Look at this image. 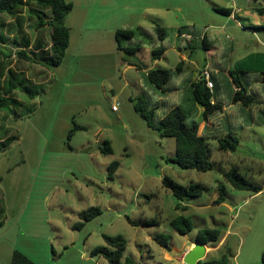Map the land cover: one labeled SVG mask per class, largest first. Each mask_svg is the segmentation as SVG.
Segmentation results:
<instances>
[{
  "label": "rangeland",
  "instance_id": "374dc122",
  "mask_svg": "<svg viewBox=\"0 0 264 264\" xmlns=\"http://www.w3.org/2000/svg\"><path fill=\"white\" fill-rule=\"evenodd\" d=\"M67 1L74 4L70 12L74 43L66 62L58 67L46 65L50 68L39 84L22 75L14 79L5 76L18 87L15 98L6 97L10 108L0 106V264H10L15 250L36 264H109L103 256L92 255L96 247L105 244L104 235L125 237L123 259L131 257L138 264H181L177 258H182L186 246L204 228L221 229L223 240L220 245L210 244L213 247L204 260L226 254L228 264H263L264 189L254 193L227 183L226 201L219 205L214 201L219 196L218 185L226 182L223 173L232 164L264 188V112L259 113L260 126L243 128V123L251 122V115L243 116V123L238 119L237 151L220 152L216 140H210L216 163L213 170L182 169L168 162L176 154L175 139L159 136L135 111L131 99L148 100L140 82L145 74L124 60L120 62L112 25L144 26L153 20L159 22V18L169 26L196 25L200 35H207L218 48L215 59L234 68L248 51L242 48L224 55L230 44L252 47L260 42V50H264V15L249 8V3L264 7V0ZM24 2L19 9L21 16H0V36H7L2 23L8 21L18 37L20 23L29 38L40 32L50 44L51 27L38 28L37 24L39 16L50 19L51 11L43 12L36 0ZM212 6L236 7L240 12L230 18L216 13ZM39 9L45 17L37 13ZM223 26L225 30H221ZM93 30L99 31L95 42L101 43L100 50L87 46ZM11 40L5 43L0 39V52L16 45ZM166 42L187 46L172 32ZM197 43L192 50L194 57L208 59L202 40ZM177 48L160 66L176 67L180 61ZM48 51L41 56L47 64ZM144 51L143 61L152 64L151 49ZM182 52L191 53L189 49ZM173 76L184 80L183 74ZM148 83L145 80L146 87L152 86ZM178 94L177 101L182 102L180 106L190 121L194 111H188L187 89L183 87ZM113 106L119 109L117 113ZM169 110V106L160 105L157 116ZM75 126L81 128L72 131ZM106 143L112 149L108 155L100 152ZM114 161L119 166L111 179L108 168ZM166 176L183 185L200 182L209 189L183 202L186 210L177 209L180 201L163 185ZM91 207H99L101 214L78 228L79 213ZM179 215L190 217L194 223L186 235L170 225ZM153 219L159 224L145 223ZM157 236H165L160 240H166L167 245L162 247Z\"/></svg>",
  "mask_w": 264,
  "mask_h": 264
},
{
  "label": "trees",
  "instance_id": "16d2710c",
  "mask_svg": "<svg viewBox=\"0 0 264 264\" xmlns=\"http://www.w3.org/2000/svg\"><path fill=\"white\" fill-rule=\"evenodd\" d=\"M37 4L45 10L51 11L50 19L42 18L39 16L38 28L50 26L52 29L51 34V47L48 53V65L58 67L63 63L66 56L67 49L70 45L71 30L66 24L67 16L74 8V4L67 0H36ZM24 0H0V13L9 14L13 18L20 13L19 9L24 6ZM214 10L220 14L230 16L232 14V8L226 7H214ZM259 14L264 15V7L257 8ZM42 13L45 17V13ZM20 24V23H19ZM190 27L183 26L178 29L179 34H189L186 39L187 46L181 49H189L190 51L197 48L193 44L188 43V39L191 40ZM173 29L163 27L162 25L154 22L151 27H135V28H119L115 33V42L117 50L123 54V60L129 66L135 67L141 73L144 72L146 82H149L153 88L160 90L162 93L168 91L167 85H169L173 73H180L184 69V60H181L174 69H167L156 67L149 69L146 63L140 58L139 53L145 49H151L153 61L159 60L164 55L165 51L169 48L164 44L166 38L169 37ZM202 47L204 50H210V43L206 40V35L202 40ZM18 55L23 58H28L26 50H21ZM210 65V64H209ZM206 65L210 72V78L213 82V89H209L205 78L201 75L197 82H193L191 86V100L194 105H200L203 107L202 117L206 124L210 123V118L218 113H222L223 104L216 98L217 83L212 75L210 66ZM205 66V67H206ZM205 67L203 69H205ZM202 73V71H201ZM231 76V83L237 88L233 93L231 102H240L243 107H248L251 104H257L264 107V101H258L257 94L253 92L248 93V89L241 81L240 76L245 75L242 71L229 72ZM262 83L264 84V71L261 72ZM0 77V106L3 108H10L5 96L11 95L17 88V84L13 80H9V85H3ZM148 83V84H149ZM148 100L144 99H131L134 104L135 111L145 120L147 125L155 130L162 138H174L176 142V154L174 157L167 159L168 162L177 164L182 169H194L199 172H208L215 168V161L213 160V152L211 148L210 137L207 135L199 134V121L197 119V111H194L192 119L188 120V115L182 110V108L164 103L162 101L152 102L151 92L146 89ZM2 95H4L3 98ZM160 105H167L170 110L162 116H157V109ZM80 126H75L72 131L80 129ZM71 131V132H72ZM218 149L221 152H235L237 151L240 141L234 132H229L227 135L218 138ZM101 153L108 155L112 153V149L108 143L105 147H101ZM119 166L117 161L112 162L109 165V178H113L114 174ZM226 182L218 185L219 196L214 201L216 205L222 204L226 201L227 195V183L233 188L238 190H247L254 193L261 192L264 188L259 182H256L249 176L244 175L239 166L232 164L230 168L223 173ZM163 185L166 189L172 191L173 195L180 202L177 204V209L186 210V206H183V202L190 198L201 196L205 190L209 189L205 184L200 182H192L188 185H183L171 177H164ZM101 214L99 207H91L88 210H84L79 213L81 221L78 223V228H81L85 223L93 220L95 217ZM132 225H136L135 222L129 219ZM149 224H159V221L153 219L145 221ZM170 225L180 234L186 235L194 228V223L190 217L179 215L170 221ZM222 231L219 228H204L200 229L196 235V241L204 245L215 244L221 241ZM157 236V242L162 246L167 245V241L160 240ZM105 244L96 247L92 251V255L103 256L109 264H138L131 257H124L125 250L127 248V240L123 236H110L104 235ZM263 264H264V252H263ZM228 257L223 254L220 259L213 260H201L198 264H228ZM10 264H36L29 256L20 250L13 252Z\"/></svg>",
  "mask_w": 264,
  "mask_h": 264
},
{
  "label": "crops",
  "instance_id": "0c3cea01",
  "mask_svg": "<svg viewBox=\"0 0 264 264\" xmlns=\"http://www.w3.org/2000/svg\"><path fill=\"white\" fill-rule=\"evenodd\" d=\"M233 1L235 2L236 0H233ZM254 3H257V0H254ZM256 5L257 4L254 5L252 3H249V8L252 11L257 12V7H255ZM214 7H218V6H212L213 10H214ZM157 8L161 9V7H157ZM226 8H231V7H226ZM161 10H163L165 13L169 12L168 9L167 10L161 9ZM215 12L218 13L217 11ZM238 12H240V8L233 7L232 14L229 17L235 18ZM2 15L4 14L0 13V16ZM21 15H22L21 13L18 14V16H21ZM154 22L162 25L163 27H168V28L173 29L172 33L174 34V36H177L180 39H186V37L189 35L187 33L179 34L178 29L183 26H179V25L169 26V24L163 22V18H159V22L153 20L151 22L152 24H146V25L144 24V26H140V27H151L153 26ZM6 23H9V22L4 21V23H2V26L5 27L4 30H6L5 33H7L6 34L7 36H3V37L0 36V39L3 40L5 43H8L9 41H12L11 39H14V41L16 42V45H14L11 48H8V50L5 51L4 53L0 52V55H1L0 57V62H1L0 63L1 65L0 66L1 67L0 77H1V80L3 81V85L6 86L9 80H12L9 78L6 79L5 77L6 74L7 76L8 75L11 76V78L13 79L16 76L22 75L25 80L39 84L42 81L43 76L46 74V70H49L50 68L46 66L48 64L43 61L41 56L43 57L44 51H48V49L51 47L52 42L50 44H47L48 40L43 35H40V32H37L36 35L29 38V35H27L28 33H25L26 31L22 29L21 24H18L19 33H21V35L18 37L17 33L14 31L15 28H11V25H7ZM66 24L71 30V38H70V45H69V48L67 49V53L63 60V63L66 62L69 51L71 49L70 47L74 43L73 35H72L73 28L72 26H70V14L67 16ZM184 26L190 27L191 29L190 33H193V34H190L191 40L188 39L189 41L188 43L193 44L195 47L198 46V43H197L198 40L199 39L203 40V37L205 35L204 36L200 35L199 29L196 27V25H184ZM112 27L114 31H116L119 28H135V27L128 26V24L126 23L119 24L118 26L112 25ZM224 27L225 26H223L221 30H225L226 28ZM98 32L99 31L97 30H93L91 33L92 36L90 39V43L87 45L90 49H95V50L102 49L101 43L95 42V40L99 39L97 35L99 34ZM103 34L104 33H102V36H101L102 38H103ZM220 34L223 35L224 32H220ZM167 39L168 38H166V40L164 41V44L168 46L169 48L165 51L161 59L155 60L152 62V64L147 65L149 69H152L155 67L162 68V66H160V63L163 59L166 58L167 54H169V52H171L172 50H176L178 45H180V48H182L181 45L183 44V42L180 44L176 43L175 45H172L166 42ZM206 40L210 43L211 47H210V50L206 51L207 56L209 58L208 59L206 58L204 61H201L200 59H198L197 56L194 57V54L192 51L190 55H188L182 52L183 49L179 50L177 48L180 61L184 60V63H185L183 71L179 73V74L184 75L185 81L183 79L182 81H177L176 77L173 76L169 85H167L168 91L166 93H162L160 90H157L153 88L152 86L146 87L145 80L142 79V77L140 78L141 79L140 82L143 88L142 93L146 91L145 90L146 88H149L148 90L151 92V95H152L151 97L153 98L152 102L155 103L156 101L159 100L167 104L176 105L180 108H181L180 105H182V102L180 100L177 101V99H179L178 93L183 87H185L188 93V96H185V98L189 101L188 111L190 113H192L193 111H197V114H198L197 119L199 121V134L203 133L204 135L209 136L210 140L215 139L217 142L219 137L225 136L229 132H234V134L237 136V131L239 129L238 119L242 120V123L245 122V119H242L243 116L251 115V119H252L251 122H249L248 124L243 123L242 124L243 128L251 127L253 125H256V126L261 125L262 122H261L259 113L264 112V107H261L257 104H251L248 107H243L240 102H237V103L231 102L232 95L237 90V88L231 83V76L229 72L230 70L234 72L236 71L245 72L246 74L243 75V78L240 77V79L241 81H243L245 87L248 89V93L253 94L254 92L255 94H257L256 98L258 99V101L259 100L264 101V84L262 83V80H261L262 79L261 72L264 71V50H260V47L258 45L260 42L256 43V46H252V47H250V44H248V47H244V44L243 45L242 44L237 45L234 43L230 44L229 47L225 49L224 55H231L234 52L238 53V51L242 50V48L248 51L242 54L238 58L237 63L234 65V68L232 67L230 68V66L225 67L223 64H221L218 60L215 59V57L219 53V50H217L218 48L213 46V43L209 41L207 35H206ZM1 43L6 45L3 42ZM248 43H251V42H248ZM261 46L264 48V42H261ZM115 48L117 50L116 42L114 45V49ZM21 50H26L27 56L29 57V59L23 58L20 56L17 59V54ZM143 51L144 50H142L141 52L143 53ZM141 52L139 53V56L143 60V56ZM48 53L49 51L46 52L47 57L49 56ZM119 56H120V62H123V54L120 53ZM151 57H152V54H151ZM248 61L250 62L248 63ZM206 65L210 66L212 75L217 83L216 98L218 101L222 102L223 104V108H222L223 112L213 115L210 118L209 124H206V122L203 120V117H202V120H199V117L202 116V113H203V107H201L200 105H194L193 101L191 100V86H190L193 82H197L200 79L201 71ZM18 67H19V70H15V68H18ZM130 67H133V66H130ZM163 68H167V67H163ZM177 74L178 73H176V75ZM16 94H17V91L15 89L11 95L15 98ZM11 95H8L5 97H10ZM171 100L173 101V103L171 102ZM17 103H20V101H17ZM118 111L119 109L113 112L117 113ZM195 241L196 240L192 241L190 245L186 246L185 248L186 250L184 251L182 258L181 259L177 258L178 262H180L181 264H185L183 261L184 255L194 247ZM222 242L223 240L220 241L219 245L222 244ZM205 246H206V257H207L209 248L213 246H210V245H205ZM167 260L169 262L171 261V259H167Z\"/></svg>",
  "mask_w": 264,
  "mask_h": 264
},
{
  "label": "water",
  "instance_id": "95a60500",
  "mask_svg": "<svg viewBox=\"0 0 264 264\" xmlns=\"http://www.w3.org/2000/svg\"><path fill=\"white\" fill-rule=\"evenodd\" d=\"M206 257V246L195 241L194 247L188 251L183 258L185 264H198L199 261Z\"/></svg>",
  "mask_w": 264,
  "mask_h": 264
},
{
  "label": "built area",
  "instance_id": "2783aa9c",
  "mask_svg": "<svg viewBox=\"0 0 264 264\" xmlns=\"http://www.w3.org/2000/svg\"><path fill=\"white\" fill-rule=\"evenodd\" d=\"M201 75L205 78L208 88L209 89H213L214 85H213V82H212V80L210 78V72H209V69H208L207 66L205 67V69L202 70ZM112 110L116 111L117 107L113 106Z\"/></svg>",
  "mask_w": 264,
  "mask_h": 264
}]
</instances>
